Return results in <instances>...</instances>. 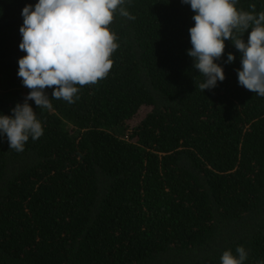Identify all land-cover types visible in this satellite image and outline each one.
Segmentation results:
<instances>
[{
  "label": "trees",
  "instance_id": "1",
  "mask_svg": "<svg viewBox=\"0 0 264 264\" xmlns=\"http://www.w3.org/2000/svg\"><path fill=\"white\" fill-rule=\"evenodd\" d=\"M37 2L0 0V115L29 92L19 28ZM251 4L264 12V0L235 7ZM122 7L135 19L109 25L107 77L72 104L52 88L50 109L29 100L43 135L22 152L0 134V264H221L238 246L243 264H264V97L238 84L239 51L224 41L225 79L201 91L190 5Z\"/></svg>",
  "mask_w": 264,
  "mask_h": 264
},
{
  "label": "clouds",
  "instance_id": "2",
  "mask_svg": "<svg viewBox=\"0 0 264 264\" xmlns=\"http://www.w3.org/2000/svg\"><path fill=\"white\" fill-rule=\"evenodd\" d=\"M181 3L190 5L194 12L187 55L205 77L200 90L212 89L225 79L222 67L214 61L221 59L224 41L230 40L240 53L238 84L264 97V12L254 14V4L249 5L252 12L238 10L237 0ZM124 4L125 0H38L34 6L25 5L19 49L26 55L18 60L17 75L29 92L24 103L12 109V116L0 115V134L6 135L9 148L22 152L29 137L36 140L43 135L29 100L39 108L50 109L51 99L45 90L52 88V99L72 104L79 99L80 87L107 77L113 66L110 57L119 47L109 25L117 12L135 19L122 7ZM246 31L247 42L242 39ZM234 60V55L228 53L226 63ZM236 252L238 258L224 251L221 264H243L248 253L243 246H238Z\"/></svg>",
  "mask_w": 264,
  "mask_h": 264
}]
</instances>
